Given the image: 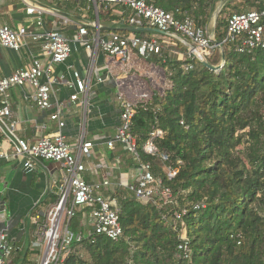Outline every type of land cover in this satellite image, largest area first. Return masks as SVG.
Here are the masks:
<instances>
[{
	"label": "trees",
	"instance_id": "1",
	"mask_svg": "<svg viewBox=\"0 0 264 264\" xmlns=\"http://www.w3.org/2000/svg\"><path fill=\"white\" fill-rule=\"evenodd\" d=\"M148 1L206 29L223 0ZM252 10H264V0H232L223 7L215 33L223 51L216 49L207 59L218 67L224 53L220 70L198 60L179 62L170 47L166 63L156 58L171 73L172 88L138 108L133 134L142 162L153 166L155 176L177 198L176 204L163 205L157 199L158 205H143L130 191L118 192L122 239L74 242L70 264H264V49L241 54L237 52L241 41L224 43L228 19ZM178 49L185 50L180 45ZM188 63L194 69L185 72L182 67ZM157 129L163 137L155 143L160 152L169 154V165L182 162L173 180L157 158L142 149ZM197 204L205 208L194 210ZM183 210L187 214L175 223V214ZM86 244L88 257L83 258L79 248ZM33 256L30 250H20L13 264L22 258V264H34Z\"/></svg>",
	"mask_w": 264,
	"mask_h": 264
},
{
	"label": "built area",
	"instance_id": "2",
	"mask_svg": "<svg viewBox=\"0 0 264 264\" xmlns=\"http://www.w3.org/2000/svg\"><path fill=\"white\" fill-rule=\"evenodd\" d=\"M26 5V13L33 17L30 26L20 25L11 28L0 25V50L9 49L21 51L29 43L37 44L40 48V57L34 59L27 68L18 70L9 77L0 79V132L10 144V151L0 153L1 159L10 157L20 158L26 172H34L43 162L58 163L62 174V183L57 198L46 208L43 216L31 217L33 230L28 250L41 254L38 264H70L74 253V242H82L86 237L81 233L72 232V224L77 215L88 211L91 230L87 241L95 244L99 238H106L118 242L123 237L121 225V207L119 199L113 193L108 196L99 193L100 187L88 184L82 174L87 171L85 161L92 157L93 143L82 141L78 149L70 146L60 132L65 123L62 121V112L59 110L51 115V120L57 122L60 131L53 135L41 137L35 143H29L17 136V121L14 120L10 91L13 88L29 87L36 107L41 111L51 110L52 90L56 83L65 84L74 90L71 101L76 103L84 96V105L89 103V87L92 84L90 75L85 78L77 70H71L70 79L62 75L59 79H52L53 65L63 64L73 54V41L68 38L62 28L76 25L78 32L76 42L81 43L95 60L99 52L120 65V71L128 76V72L135 68L136 59L158 58L166 63L165 51L171 42L185 40V61L206 60L220 45L208 31L199 27L190 17L179 19L173 13H168L160 7L152 5L148 0H79L94 5L99 21L100 11L110 12L115 7L128 10L126 17L128 27L142 29H156L166 36L139 37L123 35L115 32L103 33L99 22H75L68 17L56 15L59 27L54 30L38 32L36 28L45 25L43 16L45 9L22 0ZM52 2H67L69 0H48ZM125 14V13H124ZM123 14V15H124ZM95 30L94 33L89 31ZM241 41L238 53H251L256 49H264V10H252L233 14L228 19L226 38L224 43ZM178 44V42H177ZM222 46V45H221ZM183 70L189 72L194 69L192 63L184 65ZM112 72L114 66L107 67ZM152 82H156V73L146 72ZM169 77L172 76L168 73ZM170 79V78H169ZM102 83L103 79L98 78ZM155 94L139 93L135 102H131L125 93L118 89L116 102L120 109V125L117 128L115 139L108 143L110 149L116 144L125 147L128 154L139 164V173L135 184H125L126 190L134 194L138 202L143 205L156 204L157 199L163 205L176 204L170 188L166 187L163 179L157 178L153 166L141 160L140 145L133 134L134 118L141 106H146ZM163 137V131L155 130L143 146V152L156 157L165 169L169 180L175 179L181 169L182 162L177 166H170V156L159 151L155 140ZM109 182L103 183L106 187ZM51 193H54L51 190ZM204 204H197L194 210L204 209ZM187 214L186 210L174 216V222H182ZM6 209L0 210V220L8 219ZM21 249L12 241L5 230L0 231V264H13L17 259V252ZM25 251V252H27ZM26 254V253H25ZM83 257V256H82ZM23 258L16 264H22ZM82 264V263H76Z\"/></svg>",
	"mask_w": 264,
	"mask_h": 264
},
{
	"label": "crops",
	"instance_id": "3",
	"mask_svg": "<svg viewBox=\"0 0 264 264\" xmlns=\"http://www.w3.org/2000/svg\"><path fill=\"white\" fill-rule=\"evenodd\" d=\"M28 1L47 12L43 16L45 25L36 28L38 32L57 29L59 23L56 15H62L77 23L99 22L103 33L125 31L129 34L123 35H132L125 30L129 28L125 20L129 12L125 8L115 7L110 12L100 11L98 21L96 8L86 2ZM26 9L27 5L22 0H0V25H8L15 29L20 25L30 26L34 18L27 15ZM214 26L215 21L211 24V35H213ZM62 31L73 41V54L65 63L53 65L51 78L56 80L62 75H67L70 79L71 70H77L83 77L88 78L89 70L93 67L89 103L87 106L84 105L83 95L79 101L73 103L71 96L74 90L65 84L56 83L52 90V109L41 111L36 107L29 87L13 88L10 91V97L13 117L17 121V136L29 143H35L43 136L58 133L59 125L51 120V115L60 110L62 121L65 123V127L60 132L64 135L66 142L75 149H78L82 141L93 143L92 157L85 161L87 171L82 174V178L92 186L102 185L99 189L102 195L108 196L113 193L117 195L118 192L126 190L124 183L128 185L136 183L140 168L124 146L116 144L113 149L108 146V143L115 139L120 125V109L116 102L118 89L120 88L131 102H135L137 84L143 79L141 76L144 72H150L144 71L146 68H160L167 78L169 72L156 62V57L146 60L139 58L136 59L133 69L135 77L128 78L120 72V65L114 63L112 59L99 52L94 60L84 46L75 41L78 32L76 25L62 28ZM89 31L95 32L93 28ZM150 33L149 37L166 36ZM177 42H171L172 45L169 46L173 52L178 45L185 49V40L177 39ZM184 54H180L177 61L183 62ZM39 57L40 48L34 43H29L19 52L9 49L0 50V79L27 68L34 59ZM110 65L114 66L112 72L107 69ZM99 77L103 79L102 83L98 82ZM147 77L152 84L158 83V79L152 82L150 77ZM162 93L157 88L152 90V94ZM0 138H2L0 153L9 152L11 146L1 132ZM106 182H109V185L104 187L103 183ZM61 183L62 174L58 163L43 162L36 171L29 173L24 170L20 158L14 156L9 159L0 158V210L6 209L8 213L6 222L0 220V231L5 230L18 247L24 245L19 247L21 250H27L31 240L33 230L31 217L43 216L46 208L56 200ZM51 190L54 193H51ZM51 196L55 197L54 201L50 198ZM46 201H49V204L45 206L43 202ZM78 221L76 233L81 232L87 239L91 230L88 211L79 213Z\"/></svg>",
	"mask_w": 264,
	"mask_h": 264
},
{
	"label": "rangeland",
	"instance_id": "4",
	"mask_svg": "<svg viewBox=\"0 0 264 264\" xmlns=\"http://www.w3.org/2000/svg\"><path fill=\"white\" fill-rule=\"evenodd\" d=\"M214 22V19H213V21L211 22V24ZM211 24L209 25V27L208 28H206V30L208 31V33L211 35ZM186 52V50H180V49H176L175 50V53L172 55V56H174V57H179V55L180 54H184ZM182 58L183 59H185V54L182 56ZM161 67V66H160ZM160 69V68H159ZM158 68L157 69H154V68H150V69H148V68H146L144 71H150V72H152V73H157L158 74V83L156 84V83H151L150 81H149V79H148V77H147V75H146V72H144V75L143 76H141V78H143V79H141L138 83L139 84H137V90H138V92L139 93H141V94H143V93H148V94H152V90L153 89H156L157 88V90L159 91V92H164V91H166V90H169V89H171L172 88V83H171V80L169 79V76H168V78L162 73V71H161V69L159 70ZM121 72V71H120ZM138 74H141V73H139V72H137ZM137 74V75H138ZM135 75L136 74H134V70H130L129 72H128V78H130V77H135ZM140 79V78H139ZM147 80V81H144V80ZM149 82V83H148ZM151 83V84H150ZM263 113H264V108H263ZM160 165H161V167H162V169L164 170L165 169V167L160 163ZM177 198L175 197V200H176ZM73 232V231H72ZM24 246V245H23ZM23 246H19V247H23ZM24 251H27V250H24ZM88 244H86L85 245V248L84 247H80L79 248V252L82 254V256H83V258L85 257V258H87L88 257ZM31 252L34 254V256H33V262H34V264H38V261L40 260V258H41V254H39V253H35L34 251H32L31 250Z\"/></svg>",
	"mask_w": 264,
	"mask_h": 264
},
{
	"label": "water",
	"instance_id": "5",
	"mask_svg": "<svg viewBox=\"0 0 264 264\" xmlns=\"http://www.w3.org/2000/svg\"><path fill=\"white\" fill-rule=\"evenodd\" d=\"M230 1H232V0H223V1L220 3V5H219V7H218V10L216 11L215 16H214L215 26H214V29H213V35H211V37L214 39V42H215L216 44L220 45L219 49H221L222 51H223V49H222L221 44L217 43V41H216V39H215L216 24H217L218 17H219V15H220V13H221L223 7H224L228 2H230ZM40 5H42V4H40ZM42 6H44V5H42ZM44 7H46V6H44ZM64 15H65V14H64ZM125 30H127V31H129V32H141V31H147V32H154V33H157V34H163V32H161V31H159V30H156V29H142V28H132V27H129V28H126ZM201 62H202V64H204V65H205L206 67H208L209 69L218 71V70H220V69L223 67V65H224V63H225V56H224V53H223L222 62H221V64H220L218 67H213V66H211L206 60H202ZM25 255H26V254H25ZM25 255H24V257H25Z\"/></svg>",
	"mask_w": 264,
	"mask_h": 264
}]
</instances>
